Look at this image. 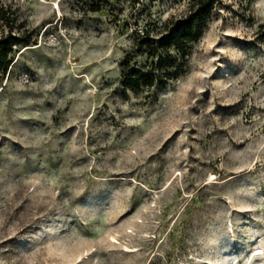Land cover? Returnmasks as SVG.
I'll return each instance as SVG.
<instances>
[{"label": "rangeland", "instance_id": "374dc122", "mask_svg": "<svg viewBox=\"0 0 264 264\" xmlns=\"http://www.w3.org/2000/svg\"><path fill=\"white\" fill-rule=\"evenodd\" d=\"M0 5L21 38L0 78V264H264V0H217L184 72L139 93L131 30L187 1Z\"/></svg>", "mask_w": 264, "mask_h": 264}, {"label": "trees", "instance_id": "16d2710c", "mask_svg": "<svg viewBox=\"0 0 264 264\" xmlns=\"http://www.w3.org/2000/svg\"><path fill=\"white\" fill-rule=\"evenodd\" d=\"M188 13L162 23H144L131 30L132 51L121 59V86L134 93L163 88L184 72L191 45L199 39L201 29L217 0H185ZM90 10L101 8L100 1L89 4ZM0 5V24L12 29L16 22L13 14ZM264 35V20L260 24ZM20 36L0 33V78L12 63L13 44ZM137 56L144 57L139 61Z\"/></svg>", "mask_w": 264, "mask_h": 264}]
</instances>
